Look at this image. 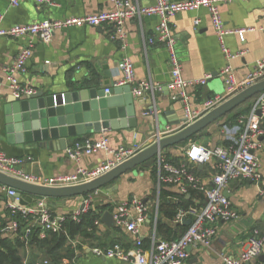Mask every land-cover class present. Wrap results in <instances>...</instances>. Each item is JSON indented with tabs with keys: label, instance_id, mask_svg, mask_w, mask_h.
I'll list each match as a JSON object with an SVG mask.
<instances>
[{
	"label": "crops",
	"instance_id": "0c3cea01",
	"mask_svg": "<svg viewBox=\"0 0 264 264\" xmlns=\"http://www.w3.org/2000/svg\"><path fill=\"white\" fill-rule=\"evenodd\" d=\"M54 1V5L47 6L38 5L33 0H21L18 6H13L10 0H0L2 26L8 28L45 19L88 15L103 10H113L115 7L111 0ZM133 1L142 6L156 3V0ZM221 11L229 28L259 27L264 21V0H237L224 4ZM197 19H200L199 25L195 24ZM158 22L157 16H143L141 19L131 20L125 26L124 39L117 35L112 27L81 26L57 30L49 43L37 41L27 71L19 74L21 83L37 92L43 91L47 95L57 94L85 83L99 88L103 84L111 86L112 82L121 77L119 68L126 55L130 56L135 64L137 82L150 81L162 85L161 90L155 89L153 93L144 91L142 95L136 96L135 127L120 126L88 133L83 131V134L67 138V148L76 141L98 140L105 136L114 150L122 146H137L143 149L158 138L175 133L184 127L185 110L181 102L172 99V90L169 88L172 79L169 51L157 40L154 43L149 42ZM171 25L177 39L178 54L183 63V75L188 79L200 78L206 74L213 75L205 86L193 91L195 110L197 109L202 116L206 114L204 103L226 92L225 80L220 74L226 66V58L214 31L210 14L205 8L176 14L171 20ZM28 39L27 37L0 39V75H4L5 66L15 60ZM226 42L232 51L245 50L242 56L232 60L236 77L242 81L252 72L256 61L264 58V32L260 30L247 32L244 40H241L237 34H231L226 37ZM15 101L8 83L0 86V149L9 156L22 158L21 168L24 171L44 178H52L74 174L79 168L93 170L107 158L112 157L104 151H97L83 155L80 161H76L67 155V148L64 149L59 141L54 142L53 147L44 141L9 142L5 107L8 104L11 106ZM220 123L228 127V132L225 134L221 131ZM236 124L237 120L233 125H229L226 121H217L206 128L200 138L189 142L203 144L204 138H208L207 145L210 147L230 145L237 136ZM262 139V147L257 151L261 174L258 182L247 179L232 180L225 191L239 218L221 221L219 232L210 246L191 249L190 257L184 264H225L224 257H237L241 253L245 240L253 229L258 228L264 232V138ZM165 153L182 156L181 146L165 149L163 154L166 158ZM189 167L204 184L213 186V177L216 173L215 159L204 165L189 163ZM108 186L93 194L94 202L90 211L96 215V218L89 229L91 236L85 237L81 234L68 236L66 246L72 244L76 249L77 257L73 260L64 259L61 264L65 261L66 264H132L119 258L98 256L93 252L95 247L109 248L117 243L126 249L135 246L133 235L125 228L117 224L110 227L102 220L103 214L106 211L113 213L116 204L122 200L138 197L149 206L148 217L142 228V236L147 248L152 245L155 234L157 240L167 239L165 235L157 232L159 218L170 224H177L176 217L172 220L168 219L159 211L161 200L182 202L184 199H192V204L205 203V196L200 190L193 188L197 191V195L192 196L190 192L192 189H189L188 193H183L179 186L166 183L160 185L157 169L155 172L151 167L129 171L120 177L118 186H114L113 183ZM7 188L8 186L0 183V222L4 228L0 239L14 242L18 237L8 232L11 218L7 207L9 201ZM163 188L172 194L163 195ZM43 199L53 214L72 211L80 206L82 200L72 197L63 201L58 198L23 194L21 203L32 206ZM181 224L189 226L183 222ZM183 234L181 233L179 237ZM24 244L20 248V253L22 259L29 258V264L49 260L45 258L44 250L36 243L29 241ZM256 263H264V253L251 262V264Z\"/></svg>",
	"mask_w": 264,
	"mask_h": 264
},
{
	"label": "built area",
	"instance_id": "2783aa9c",
	"mask_svg": "<svg viewBox=\"0 0 264 264\" xmlns=\"http://www.w3.org/2000/svg\"><path fill=\"white\" fill-rule=\"evenodd\" d=\"M10 1L13 6H18L21 2V0ZM33 1L38 5L52 6L55 4L54 0ZM111 1L115 6L113 10H103L81 16H69L63 19H45L8 28L2 26V17H0V39L29 38L15 60L5 66L4 75H0V86L7 82L15 98H24L35 94L36 90L21 83L19 74L27 71L28 62L34 53L37 41L42 43L51 42L55 32L59 29L81 26H107L114 28L117 35L124 39L125 26L129 21L141 19L143 16H157L159 22L155 27L154 35L149 38V42L154 43L157 40L167 47L171 64L172 79L169 88L172 90V99L182 103L188 123L194 122L201 116L200 112L197 109L195 110L194 107L195 96L193 91L205 86L213 75L206 74L196 79H188L183 75V63L178 54L177 39L171 20L180 12H192L201 8H205L210 14L214 31L227 61L226 66L220 72L225 80L226 92L224 95L207 100L204 103V111L207 113L241 90L264 79V58L256 61L252 72L242 81H239L236 77L232 60L242 56L245 50L232 51L227 45L226 37L237 34L241 40H244L247 32L256 30L264 32V21L259 27L245 29H232L226 25L221 8L224 4L237 0H156V3L151 6H142L133 0ZM195 24L199 25L200 19H197ZM119 71L121 77L114 81V85L130 84L132 85V93L136 96L142 95L144 91H152L153 93L155 89H162V85L153 84L150 81L137 82L135 64L128 55L122 59ZM106 92L108 93L109 89H106ZM219 125L222 127L221 131L224 134L228 132L226 124L220 123ZM235 127L237 136L230 145L222 144L210 147L191 141L187 145L181 146L184 162L180 164L167 161L163 153L157 156L155 164L160 185L166 183L179 186L183 193H188L189 189L194 188L203 192L205 196L203 205L192 204L178 210L177 222L182 223L184 218L192 219L188 229L181 237L171 240H157L155 234L152 245L147 248L142 236V228L148 217L149 206L142 199L131 197L116 204L113 217L118 226L125 228L133 235L135 246L126 249L117 243L109 248L95 247L93 252L98 256L119 258L132 264H184L190 257L191 249L210 246L219 232L221 221H232L239 218V214L232 207V202L225 193L229 183L236 179L258 182L261 177L257 151L262 147V138H264V92L260 93L253 101L248 114L239 116ZM140 150L137 146H122L114 150L105 136L98 140L76 141L66 150L67 155L73 160L80 161L83 155H90L97 151H104L111 154L112 157L107 158L93 170L79 168L74 174L44 178L24 171L21 168L22 158L9 156L0 149V172L33 184L45 186L76 185L104 175L132 158ZM213 159L216 160V173L213 177V186H208L191 170L189 163L204 165ZM95 192L97 193V191ZM16 194V189L7 188L9 198L7 207L11 218L8 232L20 237L26 244L30 241L34 231L38 232L40 238L45 237L49 232L59 233L65 231L64 223L69 219L79 222L81 216L91 209L94 202L93 192L83 197L82 206L80 205L78 208L62 214H53L47 208L44 199L39 200L35 205L28 206L23 205L21 198L17 197ZM3 233L4 228L0 222V238ZM244 244L245 246L237 257H224V263L251 264L252 261L264 253V232H261L258 228L253 229ZM66 263L65 261L64 264ZM23 264H29V258H24ZM33 264H50V261L44 260Z\"/></svg>",
	"mask_w": 264,
	"mask_h": 264
},
{
	"label": "water",
	"instance_id": "95a60500",
	"mask_svg": "<svg viewBox=\"0 0 264 264\" xmlns=\"http://www.w3.org/2000/svg\"><path fill=\"white\" fill-rule=\"evenodd\" d=\"M106 89H109L108 93ZM262 92H264V79L226 99L194 122L188 123L187 117L184 116L182 129L158 138L132 158L88 182L69 186H45L25 182L0 172V183L16 189V196L20 198L23 194H31L63 201L72 197L83 200L85 195L109 187L111 183L118 186L120 177L129 171L153 166L157 156L165 149L201 134L223 116ZM15 100L11 106L8 104L5 107L7 137L11 143L44 141L53 147L54 142L59 141L65 149L68 145L67 138L83 134V131L100 132L120 126L135 127L137 124L134 108L137 97L132 93L130 84L115 86L112 82L111 86L103 84L99 88L85 83L75 85L62 93L47 95L43 91H38ZM208 140L204 138L203 144L207 145ZM102 220L110 227L116 225L113 213L109 211L103 214ZM191 222V218L183 219L184 224L189 225Z\"/></svg>",
	"mask_w": 264,
	"mask_h": 264
},
{
	"label": "trees",
	"instance_id": "16d2710c",
	"mask_svg": "<svg viewBox=\"0 0 264 264\" xmlns=\"http://www.w3.org/2000/svg\"><path fill=\"white\" fill-rule=\"evenodd\" d=\"M259 95L260 94L254 96L251 100H248L232 112L223 116L218 121H226L229 125H233L239 116L245 115L250 111L253 101ZM204 132L205 130L201 134L193 136L189 140L172 147L184 146L190 140L200 138ZM165 156L167 161L174 164H180L184 161V157L181 155L173 156L172 153H165ZM156 167L155 163L151 166V168H154L155 172L157 169ZM190 192L192 196H194L197 191L192 189ZM162 193L163 195L172 194V192L166 190L165 188L162 189ZM190 204H192V199H184L182 202H173L171 200L163 199L160 201L159 211L162 212V214H165L168 219L172 220L176 217L179 207H187L190 206ZM95 218L96 215L92 214V211L89 210L81 216V220L79 222L73 221L72 219L67 220L64 223L65 231L63 232H49L45 237L40 238L38 236V232L34 231L30 238V242L32 241L33 243H36L38 247L44 250L45 258L50 260V264H61L64 259L73 260L77 257L76 249L72 246V244L66 246L68 236L74 237L76 234H81L82 236L90 237L91 230L89 229L93 225ZM185 228L187 230L188 226H185L180 222H177V224H170L162 218H159L157 221V232L165 235L167 239L179 237L181 233L185 232ZM23 245L25 244L20 237L16 238L14 242L8 239H0V264H23V259L20 253V248Z\"/></svg>",
	"mask_w": 264,
	"mask_h": 264
}]
</instances>
